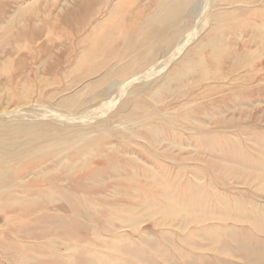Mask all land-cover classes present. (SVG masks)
<instances>
[{"label": "bare ground", "instance_id": "obj_1", "mask_svg": "<svg viewBox=\"0 0 264 264\" xmlns=\"http://www.w3.org/2000/svg\"><path fill=\"white\" fill-rule=\"evenodd\" d=\"M167 1H105L100 18L93 0L77 33L90 34L114 13L122 17L93 44L85 31L63 46L64 74L79 77L44 95L47 102L0 110V227L10 233L0 230V264H160L171 250L179 255L173 238L186 231L206 241L199 248L264 264V206L231 214V192L246 191L224 183L264 191V127L253 115L264 102V0H206L204 15L178 40L167 34L189 2L166 9ZM57 2L67 0H19L8 16L0 9L3 75H12L23 50H45L48 58L58 51L54 41L37 39ZM130 8L138 13L124 19ZM43 57L49 70L61 60ZM29 76L23 74L24 89ZM139 82L145 91H129ZM110 86L115 93L99 100ZM87 100L100 103L79 111ZM244 102L256 104L245 113ZM242 138L256 143L261 159ZM142 216L153 218L149 230L140 229ZM173 216L179 218L169 224Z\"/></svg>", "mask_w": 264, "mask_h": 264}, {"label": "rangeland", "instance_id": "obj_2", "mask_svg": "<svg viewBox=\"0 0 264 264\" xmlns=\"http://www.w3.org/2000/svg\"><path fill=\"white\" fill-rule=\"evenodd\" d=\"M16 1H19V0H0L1 11L3 10L6 13V16L13 15L16 9V3H15ZM80 1L81 0H67L66 4H61L59 2L55 3V8L52 9L50 12L53 18H50L48 20L49 27L44 29L42 34L39 37H37L38 43L39 42L40 43L41 42L50 43V41H54L57 44L56 50L58 51H54L55 54L51 53L52 54L51 58H48L50 55L45 56L46 55L45 50L41 51L39 55L37 54L35 50H33L34 52L23 50L18 54V61H17L16 66H14V68L11 69V71L13 72L12 75H9V74L3 75L2 74L3 71H0V110L6 107L8 108L13 107L15 106L14 104H18L20 106L22 105L30 106L32 103L34 104L35 101L47 102L43 100L44 95H47L49 92H54L56 89H63L66 86V83H68L72 79H77L79 77V75L76 72L64 74L66 70V63H67L66 60L67 59H66V55L64 54V52H66V48H63V46L67 45L71 41H75L79 37H82V34H84L85 31L87 32V39L88 40L90 39L93 44L96 40H100L101 38H103L106 31H108L122 17V15H120L119 12L114 13L109 20H107L102 26L93 29L90 34H89L90 28H85V31L77 33V31H75L77 29L75 28L76 24L78 22H82V17L87 16V13L89 12L91 6L93 5V0H88V2L84 5H80ZM97 1L99 2L98 8L100 9L99 17L104 18L105 1H108L109 3H113L116 0H97ZM188 2H189L188 5L184 6L183 17L182 19L180 18L179 24L174 26L170 30L169 32L170 34L169 33L167 34L169 36L168 37L169 40L171 37L176 40H178L179 38L181 39L184 38L186 34L189 33L191 29L193 28L192 26H193L195 19H197L196 17H201L202 15H204L205 9L207 7V4L205 3L206 0H188ZM176 3H177V0H168L167 3L164 5L167 9V8L173 7ZM201 6L203 7L204 10L201 9L202 8ZM40 8L42 11L46 10L44 9V6ZM207 11H208V8H207ZM149 12L150 11L148 10L146 13H149ZM201 12L202 13L204 12V13L202 14ZM137 13H138V9L130 8V10L127 11V13H122V14H127L125 15L124 19H128L132 17L133 15H136ZM27 17L24 19L23 24L27 22ZM55 18L57 19L56 24L60 27L56 31H54V27L51 24V19L54 20ZM1 19L2 18H0V20ZM4 24L5 23L0 22V26ZM132 24L133 22H131L130 24L127 23L126 25H123L122 28L125 31H128L130 30ZM18 25L19 24H17L16 26ZM28 28L29 26L26 27V29L24 30V33L26 32V30H28ZM63 29L66 30L67 32H63ZM28 36H24L23 34L22 37H28ZM33 47L36 48V46H33ZM59 52H62V53H59ZM59 54H61V60H60L59 65L56 68H52V69L50 68L49 70V68L46 65L47 63L41 65V63L39 62L41 60V59L39 60V58L44 56L43 59L48 60V64H49L55 60L54 56H58ZM125 56L126 55L121 56V59L125 58ZM126 59L127 58H125L123 61H125ZM24 73L30 75L29 77L32 80L29 84H27L29 86V88L27 89L22 88L23 85L21 83V81L23 80ZM43 79H44V82H41ZM122 81H123L122 78L117 79L118 83ZM140 84L142 83L141 82L137 83L134 86V88H130L129 91L133 89L135 91L137 90L140 92L145 91L147 87H141L142 85ZM83 86L84 84L79 85L70 91H75L77 88H81ZM103 88H105V90H103V92L101 93V96H100L101 98L99 100L104 99L105 97H107L108 95L112 93H115V90H116L114 88H111V86L108 88L106 87H103ZM86 96L87 95L82 94V100H80V102L83 101L86 98ZM24 97H27V99ZM99 103H100L99 101L87 100L84 102L83 106L79 108V111L87 110L91 107L93 108L97 106ZM244 103L245 104L242 109L245 113L249 109L248 107H246L247 104L249 107H251L252 103L256 104V102H249V103L244 102ZM120 104L121 102H117L112 108V110L115 108H118ZM231 106H232V103H231ZM256 107L257 109L253 111V115L259 117L260 119L259 123L260 125L264 127V102H259V103L257 102L255 108ZM38 109L39 108L35 109L37 110L36 114H39L37 113L40 111ZM109 112H107L105 115L101 117L96 118L95 121L100 120L101 118L106 116ZM46 122H49V119H46ZM76 125L70 126L69 129L74 130ZM260 136L264 138V133ZM262 138H258V140L262 141ZM240 141H241V146H243L244 148H247L251 156L255 157L256 159L257 158L261 159L260 158L261 156L255 151V150L260 151V149H258L254 141L248 142L245 138H242ZM261 160H264V159H261ZM253 163L255 166H259L258 162H253ZM226 182L229 187L231 186L233 188H236L237 190L246 191L244 193H239V191L231 192L232 195L236 196L235 198L232 197L233 209L230 212L231 214H236L237 212L235 210L239 212H244V208L248 210L251 208V206H255V205L264 206V191L263 192H252V190H250L246 185L235 183L232 180H229V181L225 180L224 183ZM236 200L240 201L241 203L240 204L237 203V205L235 206ZM245 201H250L251 205L250 206L247 205ZM240 205H241V209L239 210ZM103 217H106V216H103ZM123 217L132 218L131 216L130 217L123 216ZM178 218L179 216L171 217L169 219V224H170L171 219L178 220ZM152 219L153 218H147L145 216L140 217L138 219V221H140L139 223L140 229L149 230L153 224ZM102 224L104 227L108 226L106 222H102ZM0 230H3V228L0 227ZM167 230L176 231V229L174 228H167ZM128 231H129L128 227H125V228L122 227L120 229V232L122 233L128 232ZM3 232L5 233V235L10 234L7 230H3ZM178 236L180 239H184V238H187L189 235H188V232L186 231L179 235H175V237L173 238V245H176V247L179 248L181 252L178 255L174 253L173 250H171L172 252L171 256L167 259V261H163L160 264H186L189 262L192 264H197V263L199 264L200 263L199 256L208 257V259L211 261L212 264H243L242 260L239 261V260H236L230 257H224V255H216V253L211 252L208 249H205L204 247L199 248V246H204L206 242L205 240L199 241V240L193 239L192 236H189L188 237L189 241L186 244H183L178 241ZM261 236L264 238V234H261ZM204 239H208V238L204 237ZM193 244H197V245H193ZM167 246L168 244L165 245V248ZM153 254L156 255L155 252ZM152 255H151V258L154 259L155 257ZM157 262L156 264H159Z\"/></svg>", "mask_w": 264, "mask_h": 264}]
</instances>
